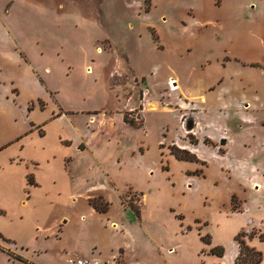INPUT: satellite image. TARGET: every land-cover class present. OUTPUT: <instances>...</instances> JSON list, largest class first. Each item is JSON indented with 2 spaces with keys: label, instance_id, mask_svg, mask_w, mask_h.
<instances>
[{
  "label": "rangeland",
  "instance_id": "obj_1",
  "mask_svg": "<svg viewBox=\"0 0 264 264\" xmlns=\"http://www.w3.org/2000/svg\"><path fill=\"white\" fill-rule=\"evenodd\" d=\"M73 127L70 197L58 140ZM0 139L54 159L38 189L20 165L0 172V264L91 246L99 264H187L244 222L231 213L264 222V0H0Z\"/></svg>",
  "mask_w": 264,
  "mask_h": 264
},
{
  "label": "crops",
  "instance_id": "obj_2",
  "mask_svg": "<svg viewBox=\"0 0 264 264\" xmlns=\"http://www.w3.org/2000/svg\"><path fill=\"white\" fill-rule=\"evenodd\" d=\"M67 115L68 114L66 115L60 114L55 119L53 120L48 119L47 121H54L62 117H67ZM44 124L45 123H43L42 125ZM73 130H75L74 131L75 136L74 135H67V136L63 135V136H59L60 138L58 140L60 141L61 146H64V149L67 151V155L61 161L62 174H60L61 181L60 179L58 180V183H60L59 185L61 186V188L59 189L62 191V189L64 190L67 188L68 190L67 193L70 197H74L72 194H73V191H75V189L74 188L71 189V188L73 185H76L75 180L78 176L77 169L74 167V164L76 163V158L70 155L72 153H75V149L79 150L78 146H79V142L81 141V136H82L79 133V131H77L76 128H74ZM18 140L19 139H14L13 141L5 142L0 139V157H1L0 172H3L4 170H7L10 167L17 168L20 165L21 167L25 168V170L22 169V172H21V179H20V183H22L21 187L26 186V187H30L31 189L41 188L43 182L41 179H38L34 173L37 170H39L41 166L49 167L50 165H52L54 159L52 156H48L47 154H42V153H40V156L43 158H39V156L33 159L26 158L24 156L25 147L23 146L22 142L21 141L18 142ZM14 143H16V146H14L15 151L12 153H8V155H5V153L9 150L10 146L14 145ZM86 170L89 171V167H87ZM31 171L32 173H30ZM1 176H2L1 177L2 192L6 194L7 196H12L11 194L12 191L10 192L11 188L9 185V181L11 178H9L7 174L1 175ZM29 176H32V181H31L32 183L31 182L29 183V181L27 180ZM106 177L108 178L109 181H111V179L108 177V174H106ZM11 180L13 182V179ZM52 183H57V182L55 180H52ZM50 190L54 191L57 189L52 188ZM58 195H60V193H58ZM97 196L103 197L99 194H90V195H87L84 200V202L88 205L87 207L94 213H99V212L95 211L92 208V206L89 204L90 203L89 201L93 197H97ZM28 199L29 198L20 200L21 202L19 201V205L24 206L27 203ZM73 202L74 203L77 202V199L75 198ZM3 209H4L3 206L0 205V210H3ZM249 212H250L249 210L242 207V209L239 210L238 212L231 213L232 216L243 217L244 222L240 225H237L236 227L227 228L228 229L227 237H223L221 239L210 238L208 242H204L200 240V246L198 250L194 254H192L190 257L186 258L187 260L186 263L187 264H235V259L238 255V250H239L238 244L234 240L235 237L240 233L246 234V233L252 232L253 230H256L258 232L257 236H252L251 238L246 237L245 239L243 238V240L245 241V244L250 249L261 254V261L259 264H264V241L260 240L259 238L260 234L264 233V222L262 220L253 219L252 217H250V215H248ZM83 219H84V216H80V220H83ZM137 219H140V215H139V218ZM62 224H65V221ZM116 224L117 222L115 221L110 222L109 228L114 229L116 227ZM59 231L57 232L59 233ZM211 250H216L217 252L212 253ZM171 251H173L172 248L168 250V252H171ZM17 252L20 255V257L23 259L25 253L22 251V249H20ZM95 252L98 253V256H101V252L99 251V249L96 248V246H91L90 250L83 252L82 255H75L73 253L69 255H73L75 257H80V258L91 259V255ZM218 252H220V254H218ZM120 255L121 256L119 257V259L122 258L123 253H121ZM104 261H105V264H113L112 260L110 261L108 258H105Z\"/></svg>",
  "mask_w": 264,
  "mask_h": 264
},
{
  "label": "trees",
  "instance_id": "obj_3",
  "mask_svg": "<svg viewBox=\"0 0 264 264\" xmlns=\"http://www.w3.org/2000/svg\"><path fill=\"white\" fill-rule=\"evenodd\" d=\"M185 161H192L194 158H185ZM90 205L95 211L99 213H105L108 209V204H105L104 208H97V205L94 201L90 202ZM135 217L139 218V211L132 210ZM238 244V255L235 259V264H259L261 261V254L250 249L242 239V233L238 234L234 239ZM212 253H215V250H211ZM220 254V252H218Z\"/></svg>",
  "mask_w": 264,
  "mask_h": 264
},
{
  "label": "built area",
  "instance_id": "obj_4",
  "mask_svg": "<svg viewBox=\"0 0 264 264\" xmlns=\"http://www.w3.org/2000/svg\"><path fill=\"white\" fill-rule=\"evenodd\" d=\"M66 263L67 264H99L95 260H91V259H88V258L75 257L73 255L67 256Z\"/></svg>",
  "mask_w": 264,
  "mask_h": 264
},
{
  "label": "bare ground",
  "instance_id": "obj_5",
  "mask_svg": "<svg viewBox=\"0 0 264 264\" xmlns=\"http://www.w3.org/2000/svg\"><path fill=\"white\" fill-rule=\"evenodd\" d=\"M171 82H173V80L171 81ZM172 86H173V89H178L179 90V86L177 87V85H176V83L175 84H172ZM192 93V92H191ZM191 96H192V94H191ZM196 96V95H195ZM187 97V96H186ZM199 97V96H198ZM200 100V103H204V100H203V98H199ZM193 100V99H192ZM149 111H154V108H150L149 109Z\"/></svg>",
  "mask_w": 264,
  "mask_h": 264
},
{
  "label": "water",
  "instance_id": "obj_6",
  "mask_svg": "<svg viewBox=\"0 0 264 264\" xmlns=\"http://www.w3.org/2000/svg\"><path fill=\"white\" fill-rule=\"evenodd\" d=\"M185 129H186V131H190L191 127H186V125H185Z\"/></svg>",
  "mask_w": 264,
  "mask_h": 264
}]
</instances>
